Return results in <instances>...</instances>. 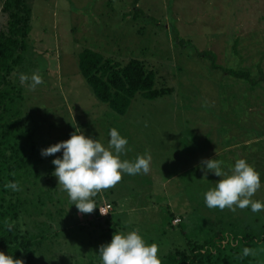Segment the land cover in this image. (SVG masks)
<instances>
[{
  "label": "rangeland",
  "instance_id": "1",
  "mask_svg": "<svg viewBox=\"0 0 264 264\" xmlns=\"http://www.w3.org/2000/svg\"><path fill=\"white\" fill-rule=\"evenodd\" d=\"M24 2L30 9L29 47L10 80L21 90L41 162L36 174L20 182L13 227L21 235H42L33 248L36 264H86L114 233L132 231L147 245L157 244L161 258L184 244L176 224L167 228L168 213L172 223L185 226V238L199 240L205 228L216 232L223 224L234 225L236 235L247 238L240 250L252 249L253 262L264 264V210L207 207L205 193L221 178L201 164L216 159L231 174L244 159L260 174L261 186L251 199L264 203V142L248 152L235 147L241 137L264 136V0ZM4 25L0 13V28ZM82 50L119 65L143 62L154 73L153 89H169V95L154 100L136 95L122 115L111 112L78 73L76 56ZM36 70L44 83L33 91L21 85L19 75L31 77ZM227 71H246L248 79H234ZM112 128L128 141L122 161L151 157L147 174L122 173L118 184L92 198L96 209L109 205L106 201L117 205L100 218L112 214L113 230L104 224L98 229L94 211L81 214L58 184L52 160L62 158L63 150L41 155L74 132L107 148ZM44 168L50 170L48 179ZM185 211L194 216H184Z\"/></svg>",
  "mask_w": 264,
  "mask_h": 264
},
{
  "label": "trees",
  "instance_id": "2",
  "mask_svg": "<svg viewBox=\"0 0 264 264\" xmlns=\"http://www.w3.org/2000/svg\"><path fill=\"white\" fill-rule=\"evenodd\" d=\"M135 4H132V8ZM0 13L5 16V25L0 28V252L11 255L14 260L21 259L24 264H36L33 248L43 239L42 235L30 237L15 231L13 225L19 216L18 191L5 188L9 182H18L20 185L22 180L36 174L37 165L41 162L35 148V131L27 126L28 121L24 118L27 113L21 90L10 80L29 47L30 9L26 7L24 0H2ZM133 13L141 15L138 9H133ZM76 65L92 96L117 115L126 111L136 95L145 100H154L170 93L169 89H153L154 73L141 61L129 60L119 65L82 50L76 56ZM227 74L234 79H248L246 71H227ZM49 172L44 168L45 174H42L46 179L49 178ZM192 196L195 197L196 193L192 192ZM106 202L109 203L106 215L110 212L113 214L117 205L111 201ZM112 214L103 220L100 219L98 209H95L92 221L100 222L98 229L104 224L113 230L114 224L110 223L109 218ZM183 214L194 216L188 211ZM167 215L169 221L166 225L171 228L169 223L172 224L173 215ZM184 216L180 218L184 219ZM6 220L12 224L11 231L5 225ZM179 222L180 220L174 226L178 228L177 236L181 237V241L184 240V244L173 247L169 253L159 258L161 264H255L249 256H243L240 248L247 238L238 237L234 225L223 224L222 230L216 232H212L214 227L205 228L204 232L201 230L202 238L198 240L185 238V226L180 228L182 224ZM174 244L176 243H171V247ZM86 264H102V261L97 255L89 258Z\"/></svg>",
  "mask_w": 264,
  "mask_h": 264
},
{
  "label": "clouds",
  "instance_id": "3",
  "mask_svg": "<svg viewBox=\"0 0 264 264\" xmlns=\"http://www.w3.org/2000/svg\"><path fill=\"white\" fill-rule=\"evenodd\" d=\"M19 81L21 85L27 83L33 91L44 83L39 70L33 72L31 77L21 73ZM109 135L107 148L97 140L86 138L83 133L74 132L68 140L41 150L44 157L63 150L62 158L52 160L55 166L53 175L81 214H91L97 208L92 198L118 184L122 173L147 174L150 170V156H137L134 162L122 161L120 155L126 152L128 141L115 128L110 130ZM201 164L221 178L214 189L205 193L207 207L220 210L227 208L232 212L237 207L241 210L250 207L253 213L264 210V203L251 199L261 186L260 174L244 159L236 161L231 174L222 170V161L208 159L202 160ZM5 188L21 190L18 182H9ZM5 225L8 231L12 230V224L7 220ZM157 253L158 245H147L137 231L114 233L110 243L99 247L102 264H161ZM254 254L250 248L243 249V256ZM0 264H24V261L14 260L11 255L0 252Z\"/></svg>",
  "mask_w": 264,
  "mask_h": 264
},
{
  "label": "crops",
  "instance_id": "4",
  "mask_svg": "<svg viewBox=\"0 0 264 264\" xmlns=\"http://www.w3.org/2000/svg\"><path fill=\"white\" fill-rule=\"evenodd\" d=\"M259 136H261V134L259 135V133L257 134V136H254L253 138H256V140H249V139H244L243 137H241L240 139H237V142H239L241 139V143L239 142L238 143V146H235L236 148H241L242 150H246L247 152L249 151V149H250V146L252 145V144H256V143H261V142H264V136H262V138H259ZM263 145H264V143H263ZM263 145H261L260 146V148L262 149V150H264V146Z\"/></svg>",
  "mask_w": 264,
  "mask_h": 264
},
{
  "label": "built area",
  "instance_id": "5",
  "mask_svg": "<svg viewBox=\"0 0 264 264\" xmlns=\"http://www.w3.org/2000/svg\"><path fill=\"white\" fill-rule=\"evenodd\" d=\"M100 210V211H99ZM109 211V207L107 205H104L98 209L99 216H103ZM101 212V213H100ZM102 214V215H101ZM178 221L174 220L172 224H176Z\"/></svg>",
  "mask_w": 264,
  "mask_h": 264
}]
</instances>
